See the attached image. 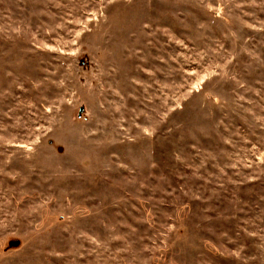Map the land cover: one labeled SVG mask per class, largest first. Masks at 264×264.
I'll return each mask as SVG.
<instances>
[{"label":"rangeland","instance_id":"obj_1","mask_svg":"<svg viewBox=\"0 0 264 264\" xmlns=\"http://www.w3.org/2000/svg\"><path fill=\"white\" fill-rule=\"evenodd\" d=\"M0 264H264V0H0Z\"/></svg>","mask_w":264,"mask_h":264},{"label":"water","instance_id":"obj_2","mask_svg":"<svg viewBox=\"0 0 264 264\" xmlns=\"http://www.w3.org/2000/svg\"><path fill=\"white\" fill-rule=\"evenodd\" d=\"M19 243V241L13 242L14 245H18Z\"/></svg>","mask_w":264,"mask_h":264}]
</instances>
